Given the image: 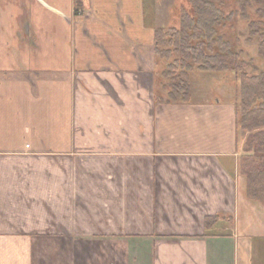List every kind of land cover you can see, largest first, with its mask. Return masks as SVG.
<instances>
[{
  "label": "crops",
  "instance_id": "0c3cea01",
  "mask_svg": "<svg viewBox=\"0 0 264 264\" xmlns=\"http://www.w3.org/2000/svg\"><path fill=\"white\" fill-rule=\"evenodd\" d=\"M175 1L0 0V264H264L234 101L155 103Z\"/></svg>",
  "mask_w": 264,
  "mask_h": 264
},
{
  "label": "trees",
  "instance_id": "16d2710c",
  "mask_svg": "<svg viewBox=\"0 0 264 264\" xmlns=\"http://www.w3.org/2000/svg\"><path fill=\"white\" fill-rule=\"evenodd\" d=\"M221 0H176L169 26L156 31L154 67L160 90L155 91L157 105L191 103V76L229 74L235 76L239 97L234 101L237 116L241 175L246 179V197L264 206V71H247V63L230 42L220 35L224 12L214 2ZM255 2L264 7V0H238L241 10H234L226 19L246 15L245 7ZM222 6V5H220ZM241 11V13H239ZM264 15V10H258ZM261 16V17H262ZM250 41L258 43V54L264 60V17L249 22ZM166 96V99L160 95ZM242 132L250 133L243 144ZM219 217L209 218L208 228Z\"/></svg>",
  "mask_w": 264,
  "mask_h": 264
},
{
  "label": "rangeland",
  "instance_id": "374dc122",
  "mask_svg": "<svg viewBox=\"0 0 264 264\" xmlns=\"http://www.w3.org/2000/svg\"><path fill=\"white\" fill-rule=\"evenodd\" d=\"M222 2H214L216 7H221L224 12V26L219 29L220 35H223L225 40L230 42L232 46H235L234 50L240 53L241 58L247 63V71L256 70L258 72L264 71V60L258 54V43L256 41H250V30L249 22L252 20H262L264 15L258 10H264L263 6L257 5L255 2H250L245 7L244 15H235L233 19H226L227 15L234 10H241V6L237 4L238 0H221ZM242 2L243 0H239ZM172 3V0H171ZM222 5V6H220ZM172 12V8L169 7L165 13L168 16ZM241 13V11H239ZM262 16V17H261ZM191 87L193 96L199 101L202 97L208 98L211 101L214 99L221 98L225 100H236L239 97V89L235 86V76L232 75H219V74H195L191 76ZM157 90L160 93L159 87ZM157 91V92H158ZM162 95L165 99L166 96ZM250 136V133L242 132L241 139L243 144ZM239 165V178L241 180L240 191L245 195V200L240 199V208H249L251 210H262L260 214L264 216V206L260 202H253L246 197V179L240 173L241 168ZM253 207V208H252ZM257 212V211H256ZM245 215V216H244ZM247 213L241 214V220L246 223V221L251 220L246 217ZM264 220V219H263Z\"/></svg>",
  "mask_w": 264,
  "mask_h": 264
}]
</instances>
